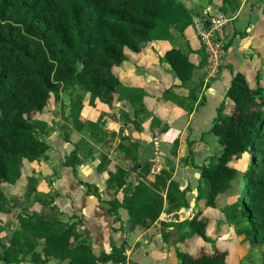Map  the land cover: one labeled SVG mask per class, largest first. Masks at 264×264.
<instances>
[{"label": "trees", "instance_id": "16d2710c", "mask_svg": "<svg viewBox=\"0 0 264 264\" xmlns=\"http://www.w3.org/2000/svg\"><path fill=\"white\" fill-rule=\"evenodd\" d=\"M193 25L192 11L179 0H0V221L10 212L11 199L20 204L31 199L40 206L26 208L19 217L24 232L15 233L9 244H5L2 259L8 264L27 258L40 264H49L52 258L69 260V264L126 262L125 248L116 245L110 252L97 256L83 217L74 214L64 220L54 203V194L51 192V200L39 195L41 188L35 174L51 148L48 137L39 133L49 122L46 110L52 99L59 97L66 86L87 90L92 104L97 101L111 104L113 97L118 96L135 106L134 114H138L150 95L145 86L124 84L115 68L129 60L128 51L139 54L156 39H173L172 28L184 34ZM198 55L193 49L185 52L177 43L165 52L166 63L179 79L164 90V97L168 98L164 101L173 100L170 109L174 105L185 107L189 99L197 98L188 82L197 67H201ZM182 87L189 89L187 94L177 91ZM226 97L230 111H225L223 102L208 130L218 136L221 152L202 164L194 160L188 163L201 170L209 185L208 204L215 205L218 195L233 190L235 182H239L240 170L234 165L235 158L248 155L242 186L237 187L238 196L230 205L231 211L226 210V216L243 223L240 232L248 236L247 246L260 248L264 264L261 247L264 243V82L258 76L251 83L246 73L239 71L233 76ZM72 103L71 115L83 128L86 125L81 116L83 101ZM130 121L144 130L136 118ZM153 122L159 124L161 117H155ZM169 127L164 125L152 137L158 139ZM139 146L140 142L133 140L118 145L124 158L129 156L135 163L139 161ZM78 150L79 146L64 161L75 173L77 165L85 160ZM130 159L129 169L117 166L110 170L107 180L117 188L116 194L123 191L122 199L116 195L105 201L96 185L79 180L88 194L109 205L108 211L114 215L112 230L147 227L162 212H179L187 206L186 191L171 179L167 170L152 172L148 161L142 164L135 181L131 180V171L135 169ZM97 168L109 170L103 160ZM14 189H17L15 193ZM122 206L130 215L127 224L121 222ZM210 221L199 211L192 218L173 222L179 233L175 244L180 264H227L228 249L221 244L223 240L208 234ZM226 221L219 220L217 227ZM197 239L205 244L181 249L180 245L186 241ZM212 239L218 244L206 245ZM40 241L43 246L38 250ZM129 264L138 263L130 260Z\"/></svg>", "mask_w": 264, "mask_h": 264}, {"label": "rangeland", "instance_id": "374dc122", "mask_svg": "<svg viewBox=\"0 0 264 264\" xmlns=\"http://www.w3.org/2000/svg\"><path fill=\"white\" fill-rule=\"evenodd\" d=\"M193 1L195 3L194 9H196V11H193L192 9L190 10L193 13L194 25L190 26V28L185 31L183 37L187 40V43L192 41V45L190 46L191 49L199 54L198 63L201 67H197L193 78L188 82V87L195 89V93L197 95L196 99H189L185 107L179 108L180 106L177 107L178 105H174V107L170 109L172 105L171 101L173 100L170 99V102L168 103L164 101L166 98V96L164 97V90L168 86L175 84V82H179V79L168 66L165 59L163 61L159 58L154 60H146V58L145 61H143L142 70H145L146 72H151L152 70L158 71V73L152 72L149 78L138 75L140 73L135 71L136 68L130 62L126 61V65L116 67L115 72L120 74V76L122 75L121 78L124 84H140L141 86H145L148 94L150 95L145 102V107H143L138 114H134L136 108L135 106L131 105L126 100L119 99L118 96L113 97V102L111 104L100 101H97L96 104H92L90 103V95L87 90L81 86H66L61 90L59 97H54L52 99L46 110V119L49 122L44 130H40L39 134L46 137L53 135L54 139L61 138L72 143V151L79 146L78 151L82 154H80V156L89 159L91 162L97 160L96 165L103 160L109 170H115L117 166L129 169V158H124V153L119 149L118 145L120 143L130 144L132 140L138 141L135 139L137 138L136 135H134V129H138V127L135 122L130 120L136 118V120L141 122L145 130L149 131L151 128H154V130L159 133L164 125L171 124L176 120V118L183 116L186 112L192 111L196 104L201 105L204 103L206 98L204 93L205 89L215 78H222L229 88L233 76L237 72L243 71L246 73L247 78L251 83L254 82L258 76L264 82V0ZM217 13L223 14L226 20L222 22L221 30H215L212 32L213 35H211L209 31L213 26V18L216 17ZM199 21H202L204 29L198 27L199 25L196 24ZM176 32L179 34L177 30ZM202 32H205L207 36H203ZM208 41L211 42L212 47L218 50L216 48V46H218L221 51L220 66L215 76L211 79H207L206 77L208 62L207 51L208 48H210ZM180 43L184 51L189 52L191 50L189 46L187 47L186 42L180 41ZM128 53L134 57V53L132 54L129 51ZM166 72L168 74H166ZM73 100L83 101L81 116L86 122V125L83 128L79 127L71 115L73 111ZM224 102L225 111L229 112L231 109L229 99L227 98ZM157 116L161 117V122L156 125L154 122L152 123V121ZM211 117L212 115L208 118L209 122L204 124L205 132L202 134L200 132L199 134L201 137L200 135L198 137V142H204V145L201 144L200 147L207 148L209 145L211 152L204 159L200 157L199 160L202 161L197 164L207 162L210 156L220 153L222 149L218 136L208 131L212 128L215 120V118L211 119ZM110 119L120 121L119 123L121 125L119 133L112 129L115 125L108 124V122L111 121ZM90 122H93L98 126L94 127L90 124ZM192 130L193 129L186 128L185 134L182 138H174L170 140L169 144H167L170 145V151L172 153H175L176 155L179 152L180 156L177 160L183 165L190 164L188 162L191 160L195 161L192 145H190V141L192 144L194 143V140L190 138ZM113 132H116V135H114ZM153 134L157 133L149 131V133L146 132V134H144L145 139L149 138L152 140V142L148 143L151 145V149L149 150L142 147L139 154V161H137V163L134 161L132 164L135 171H131V180L135 181L141 168L140 163L143 164L146 161L151 163L150 159H152L153 152L155 150L153 142L154 138L152 137ZM65 136L69 137L68 140ZM123 136H127V138L123 139ZM140 138L142 137L140 136ZM140 144L143 143L140 142ZM51 150L52 149L50 148L43 158H46V156L50 154ZM190 151H192V153ZM71 152L66 155V158L71 154ZM110 155L111 157H109ZM248 160L249 157L247 154L235 158L234 165L240 170L239 182L238 184L235 182L236 186H234L233 190L218 195L215 200V205L208 204L207 189L209 185L204 177L200 183V188H202L203 191L200 202L204 200L202 207L206 209L207 213L210 215L207 217L211 219L210 226L208 227V232L211 233L210 236L212 237V235H218L220 237H230L236 234L238 236V238H235L234 240H231L230 238H221L223 240L221 241V244L228 249V261L230 262L235 260L234 247L238 239L240 240L243 238L247 244L249 242L248 236L240 232V228L243 226V223H240L237 219H227L228 216H226V210L227 212L228 210L231 211L230 205L235 202L238 196L237 187L242 186L244 180L243 172L247 167ZM51 190L47 192L41 190L39 195L51 200L53 197ZM15 191H17V189H14V193ZM22 202L20 204L17 203L16 200L11 199V201L8 202L10 212L5 214L0 221V264H8L5 259H2L4 252L6 251L4 247L5 244H9V240L15 233L21 234L24 232V230L21 229V223L19 221V217L26 211L24 202ZM27 203L29 206H32L31 208H40V206L35 203V200H27ZM179 213L180 215L184 214L182 210L179 211ZM225 219L227 220L226 223H223L222 227H217L216 224L218 221ZM245 224H247V222H245ZM225 228L227 231H225V234H221L222 230ZM162 230L165 231L166 228H162ZM216 243L218 244L217 240L212 239L206 245L213 247ZM42 246V241H40L38 250H40ZM261 247L264 248V243ZM254 254L255 259H253V262L250 260H244L243 263L259 264L260 260L261 264L263 261L262 252L259 255V253L254 250Z\"/></svg>", "mask_w": 264, "mask_h": 264}, {"label": "crops", "instance_id": "0c3cea01", "mask_svg": "<svg viewBox=\"0 0 264 264\" xmlns=\"http://www.w3.org/2000/svg\"><path fill=\"white\" fill-rule=\"evenodd\" d=\"M179 1L183 2L189 9L196 11V9H194L195 3L193 0ZM171 32L173 39H156L145 46L142 52L134 54V57L128 53L129 60L127 61L136 68L135 71H137V73H140L138 75L149 78L150 74L154 72L142 70L143 61H145L146 58V60L159 58L164 61L165 52L172 48L174 44L177 43L180 45L182 43H180V41H183L186 42L187 47L192 45V41L187 43V40L183 37L184 35L179 31L178 34L176 29L172 28ZM125 63L126 61L121 66L126 65ZM137 85L140 84H132L131 86ZM227 89L228 85H226L222 78L219 77L212 80L210 85L205 89L204 93L206 98L204 103L201 105L196 104L192 111L186 112L183 116L176 118L174 122L169 124L170 127L166 132L159 135L158 139H154L155 150L152 159H150L152 172L158 173L163 169L167 170L171 175V179L176 180L180 187L186 191L185 197L187 206L182 207V211L184 212L183 215H180L178 211L171 213L162 212L160 217L147 227L137 226L134 230H126V228L112 230L111 224L114 221V215L109 213V205H103L96 195L88 194L86 192V187L79 181L82 180L96 185L99 188L102 199L105 201L112 200L116 195L122 199L124 194L123 191L120 190L116 194L117 188L114 185L111 186L108 184L107 180L110 176V170L99 171L96 165L97 163L95 162L97 160L91 162L89 159L85 158L81 164L77 165V172L75 173L71 166L64 165L66 155L72 151L73 144L61 138L54 139L53 135L48 137L51 142L52 150L46 158H43L41 167L36 172L38 186L41 188L40 190H44L45 192L52 189L51 192L54 194V203L62 212V218L64 220H69L74 214L83 217V221L88 229L87 236L90 240L92 250L97 256H100L102 252H110L114 245L125 248L124 254L127 258L126 262L108 261L105 264H129L130 260L138 264H180V256L177 253L175 244V241L179 238V233L177 228L172 225L173 222L181 221L185 218H192L199 210L202 212L204 211V216L210 215L207 213L206 209L202 207L204 200L200 202L203 194L199 192L200 189H202L200 188V183L203 179L201 170L191 164H180L177 160L180 156L179 152L175 155V153L170 151V145L167 144L174 138H182L186 128L193 129L190 137L194 140L192 149L196 163H201L202 160H199V158H206L211 151L209 145L207 148L200 147L204 142H198L199 133L201 132L202 134L205 132L204 124L209 122L208 118L210 115H212L211 119L216 117L218 108L227 99ZM177 91L180 94H187L188 88L182 87ZM110 120L108 124L115 125L112 129L119 133L120 121L116 119ZM139 130L140 129L137 128L134 129V135L137 137L135 139L143 143L140 144V150L138 149V159L142 147L149 150L151 149V145L148 143L152 142V140L149 138L145 139L144 134L150 131L158 135V132H156L154 128H151L149 131L145 129ZM140 136L142 138H140ZM109 157H111V155ZM127 158H129V156H127ZM140 165L142 167L141 163ZM34 194L35 192H33L32 195L34 196ZM24 207L31 209L32 206H29L26 202ZM119 213L122 220L121 222L127 224L130 219L128 209L122 206L119 208ZM162 228H166V230L163 231ZM225 231H227L226 228L222 230L221 234H225ZM208 234L210 235L211 233L208 232ZM223 237L220 238H230L231 240L238 238L237 234L230 237ZM204 244V240L197 239L195 241H186L180 246L182 250H190ZM259 249L258 247H248L243 238L240 240L238 239L234 247L235 260L232 262L228 261L227 264H244V260L253 262V259H255L254 250L260 255L261 252ZM11 264L40 263L33 262L30 258H27L20 263L14 262ZM49 264H69V260L59 261L53 258L50 260Z\"/></svg>", "mask_w": 264, "mask_h": 264}, {"label": "built area", "instance_id": "2783aa9c", "mask_svg": "<svg viewBox=\"0 0 264 264\" xmlns=\"http://www.w3.org/2000/svg\"><path fill=\"white\" fill-rule=\"evenodd\" d=\"M224 20H226L225 16L221 13H217L216 17L213 18V26L211 27V30L209 31L212 34L213 31L215 30H221V25L222 22H224ZM196 23V22H195ZM197 25H199L198 27L203 28L202 25V21H199L198 23H196ZM203 36L205 35V37L207 36L205 32H202ZM208 44L210 46V48H208V62H207V79H211L213 78V76H215V74L218 71V68L220 66V57H221V51L220 48H218V46H216V48L218 50H216L214 47H212V44L210 41H208Z\"/></svg>", "mask_w": 264, "mask_h": 264}, {"label": "water", "instance_id": "95a60500", "mask_svg": "<svg viewBox=\"0 0 264 264\" xmlns=\"http://www.w3.org/2000/svg\"><path fill=\"white\" fill-rule=\"evenodd\" d=\"M129 159H130V157H129ZM131 160V163L133 164L134 163V160H132V159H130ZM96 163H97V161H95Z\"/></svg>", "mask_w": 264, "mask_h": 264}]
</instances>
